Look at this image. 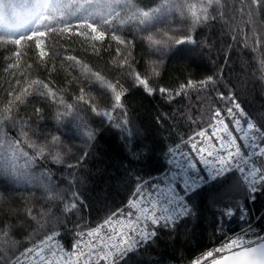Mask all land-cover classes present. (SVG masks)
I'll return each mask as SVG.
<instances>
[{
  "label": "snow or ice",
  "instance_id": "6c2138e0",
  "mask_svg": "<svg viewBox=\"0 0 264 264\" xmlns=\"http://www.w3.org/2000/svg\"><path fill=\"white\" fill-rule=\"evenodd\" d=\"M214 5L223 18L222 0H156L144 7L134 0H60L41 13L29 31L0 34V50L4 53L0 57V176L39 189V197L30 192L25 198L23 216L35 222L37 232L51 225L39 242L33 239L36 233H29L26 239L31 246L13 259L6 254L19 241L12 236L15 225L4 221L0 225V264H25L20 257L26 258L27 264H128L141 247L155 242L159 230L174 231L181 221L203 213L211 214L219 233H224L225 225L233 219L242 221L245 227L226 235L218 247L191 264H264V237L251 238L259 225L253 223L255 217L248 207L258 193L264 195V122L258 124L249 117L233 94L217 92L225 107L211 109L205 127L181 138L179 143L156 148L133 139L123 99L127 89L119 79L101 75L76 55L67 54L73 45H79L83 51L99 56L115 44L113 68L118 75L119 70H125L133 85L147 95L158 93L171 102L187 97L189 90L208 93L218 83L213 75L199 80L189 78L176 89L157 88L150 81L161 75L169 53L196 44L192 31L217 19L209 14ZM245 8L252 22L257 11L264 8V0H248L240 11L244 13ZM177 16L189 21L187 29L173 24ZM126 26H131L132 38L124 34ZM252 35L254 45L264 43L255 27ZM137 37L156 56L148 59L143 74L137 70L133 55ZM247 40L245 36L246 48ZM58 57L61 67L67 65L68 78L61 87L52 79ZM260 66L264 70V56ZM77 69L78 74L73 75ZM81 79L87 85L80 84ZM74 83L77 90L66 98ZM93 83L104 90L109 103L101 104L91 89ZM85 111L100 117L101 127L107 124L126 133L123 139L131 157L129 163L135 161L151 170L147 176L137 175L132 196L124 207L107 214L86 231L69 230L73 239L66 247L58 239L61 232L57 225L64 223L65 216L78 213L85 203L75 187L79 178L70 173V187H58L50 169L38 173L32 169L37 162L68 169L82 164L88 152L73 153L60 129L66 123L75 124L84 137L83 143L90 146L100 129L89 127L83 117ZM50 118L55 121L51 127ZM70 155L72 159H66ZM32 197L42 201L35 212ZM10 200L0 191V208ZM54 209L61 215H54ZM8 210L13 211L10 206ZM260 220L264 222V216Z\"/></svg>",
  "mask_w": 264,
  "mask_h": 264
},
{
  "label": "trees",
  "instance_id": "16d2710c",
  "mask_svg": "<svg viewBox=\"0 0 264 264\" xmlns=\"http://www.w3.org/2000/svg\"><path fill=\"white\" fill-rule=\"evenodd\" d=\"M155 2L156 0H134V3L140 7ZM222 3L224 17H219L220 10L215 5L209 9V14L216 15L217 19L197 26L192 31L196 44L184 45L181 46L182 49L169 53L161 75L150 81L157 88L176 89L189 78L199 80L213 75L218 83L215 89L208 93L189 90L187 97L180 96L171 102L158 93L153 96L147 95L141 88L133 85L132 78L125 70H119L118 75V70L113 68L111 61L115 44L110 50H102L99 56L83 51L79 45H73L67 54L76 55L101 75L114 80L119 79L120 85L127 89L123 99L127 107L133 139L138 138L142 143L156 148L161 144L172 146L179 143L181 138L186 139L198 129L205 127L209 121L210 110L225 107V102L218 98L217 92L224 95L233 94L249 117L259 124L264 122V70L260 66V59L264 56V43L259 46L253 44L252 29L255 27L257 34L264 40V8L258 10L253 21L249 22L247 9L245 8L244 13L240 11L242 5H247L248 0H222ZM173 24L187 27L189 21L177 16L173 18ZM124 34L132 38L131 26H126ZM245 36L248 37L247 48L244 46ZM60 43L66 44L65 41ZM135 45L133 55L137 62L136 68L143 74L148 59H154L156 56L139 37L136 38ZM253 47H256L257 51H253ZM60 50L63 52V49ZM197 51H200L199 54ZM3 55V51L0 50V57ZM2 65L3 60L0 59V73H2ZM65 68L67 65L61 67L58 57L56 71L52 73V79L57 87L63 86L68 78ZM68 71L73 70L69 68ZM78 72L79 69L73 72V75H77ZM79 83L87 85V81L83 79ZM91 89L102 105L109 103L104 90L100 89L98 84L93 83ZM76 90L77 84L74 83L65 94L66 98ZM116 115L119 117V112ZM189 116L197 123L189 120ZM83 117L91 128H99L100 131L97 139L91 142L90 146L82 141L83 151L88 152L82 164L77 168L68 169L62 165L37 162L36 167L32 169L35 173L50 169L52 179L56 181L58 187H70L67 183L70 173L79 178L75 187L81 192L85 203L80 206L78 213L65 216L64 223L57 225L66 247L73 239L69 230L83 228L86 231L102 222L107 214L124 207L132 196L137 175L147 176L151 170L143 164H136L135 161L129 163L131 157L124 147L123 139L126 133L107 124L101 127V118L90 111H85ZM48 124L50 127L53 126L54 119L50 118ZM61 129L75 130L76 126L66 123ZM156 155L159 157L160 153L157 152ZM16 186L20 187L16 188ZM0 189L13 198L11 202L16 204L19 210L18 215L0 212V225L4 221L14 224L18 218H26L22 211L25 198L29 197L30 192L40 195L39 189L6 176H0ZM31 200L35 205V212L42 205V201L36 202L32 198ZM248 207L252 209L251 215L255 217L253 223L259 225L261 236L264 237V222L260 220V217L264 216V195L258 193L256 201ZM54 215L61 213L54 209ZM205 216L207 218H204ZM244 227L242 221L233 219L225 225L224 233H219L212 223L211 214L203 213L198 218L181 221L174 231L159 230L155 242L141 247L128 264H182L217 245L226 235ZM49 228L51 225L37 232V225L34 222L28 234L36 233L33 239L37 242ZM12 236H15L13 232ZM26 237V235L15 237L19 243L8 250L7 257L14 259L25 247L31 245Z\"/></svg>",
  "mask_w": 264,
  "mask_h": 264
},
{
  "label": "rangeland",
  "instance_id": "374dc122",
  "mask_svg": "<svg viewBox=\"0 0 264 264\" xmlns=\"http://www.w3.org/2000/svg\"><path fill=\"white\" fill-rule=\"evenodd\" d=\"M57 3H60V0H0V34L19 35L21 33L29 31L34 26L35 21L37 20L39 15L43 13L50 5H55ZM71 10L72 9L70 8L69 11ZM181 27L187 29V27ZM199 52L200 51H197V54H199ZM73 132H75V136H73ZM60 134L65 138L66 142L70 146H72L73 153L83 152L82 141L84 140V137L80 134L79 130L75 129L66 131L65 129H60ZM66 159L71 160L72 156L70 155L66 157ZM19 187L20 186H16V188ZM0 191L2 190L0 189ZM39 196L40 195H36V197ZM36 197H32V199H34L33 201L37 202L38 199H36ZM12 199L13 198H11V200ZM11 200L9 201L8 205H5L0 208V212L9 213V215H18L19 210L17 209V205L12 203ZM9 206L11 207V209H13V211L10 212L8 210ZM23 208L24 207H22V211ZM32 224H34V222L31 221L29 218H18L16 222L14 221L13 224L15 225V227L12 229V232L15 234L13 238L15 239L16 236H27ZM221 243L222 241L213 247L216 248ZM216 255L218 257L220 254ZM199 256L201 255H197L193 259H196ZM191 260L185 263H191ZM204 264H208V261H204Z\"/></svg>",
  "mask_w": 264,
  "mask_h": 264
},
{
  "label": "built area",
  "instance_id": "2783aa9c",
  "mask_svg": "<svg viewBox=\"0 0 264 264\" xmlns=\"http://www.w3.org/2000/svg\"><path fill=\"white\" fill-rule=\"evenodd\" d=\"M229 127L231 128L232 127V125L231 124H229ZM234 134H236V133H234ZM236 135H238V134H236ZM257 231V230H256ZM254 235V234H253ZM215 247H211V248H209L207 251H209V250H212V249H214ZM206 252V251H205ZM204 253V252H203ZM200 255H202V253L200 254ZM21 258H24V257H21ZM26 259V258H25ZM194 260V259H193ZM193 260H191L190 262H192ZM185 264H191V263H185Z\"/></svg>",
  "mask_w": 264,
  "mask_h": 264
},
{
  "label": "bare ground",
  "instance_id": "6f19581e",
  "mask_svg": "<svg viewBox=\"0 0 264 264\" xmlns=\"http://www.w3.org/2000/svg\"><path fill=\"white\" fill-rule=\"evenodd\" d=\"M14 259H15V258H14ZM21 259H25V258H21ZM25 264H27L26 259H25Z\"/></svg>",
  "mask_w": 264,
  "mask_h": 264
}]
</instances>
